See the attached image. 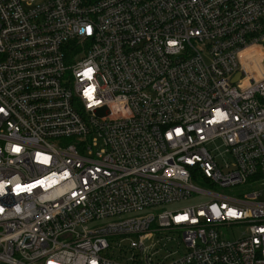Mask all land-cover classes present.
<instances>
[{
	"label": "built area",
	"instance_id": "1",
	"mask_svg": "<svg viewBox=\"0 0 264 264\" xmlns=\"http://www.w3.org/2000/svg\"><path fill=\"white\" fill-rule=\"evenodd\" d=\"M263 54L264 0H0V264H264Z\"/></svg>",
	"mask_w": 264,
	"mask_h": 264
},
{
	"label": "rangeland",
	"instance_id": "2",
	"mask_svg": "<svg viewBox=\"0 0 264 264\" xmlns=\"http://www.w3.org/2000/svg\"><path fill=\"white\" fill-rule=\"evenodd\" d=\"M205 186V183L201 184ZM252 190V187L250 185H239L237 187H235L233 190H226V194L228 195H237L239 192H247ZM199 201H201L200 198L198 199H190L187 202H181V203H176V204H171V205H165L163 207H160L158 209L153 210L152 212H154L155 214H158L160 212H163L165 210H176V209H181L184 208L186 206L189 205H193L198 203Z\"/></svg>",
	"mask_w": 264,
	"mask_h": 264
},
{
	"label": "water",
	"instance_id": "3",
	"mask_svg": "<svg viewBox=\"0 0 264 264\" xmlns=\"http://www.w3.org/2000/svg\"><path fill=\"white\" fill-rule=\"evenodd\" d=\"M238 76H240V74Z\"/></svg>",
	"mask_w": 264,
	"mask_h": 264
},
{
	"label": "bare ground",
	"instance_id": "4",
	"mask_svg": "<svg viewBox=\"0 0 264 264\" xmlns=\"http://www.w3.org/2000/svg\"><path fill=\"white\" fill-rule=\"evenodd\" d=\"M262 54V53H261ZM264 55V54H263Z\"/></svg>",
	"mask_w": 264,
	"mask_h": 264
}]
</instances>
